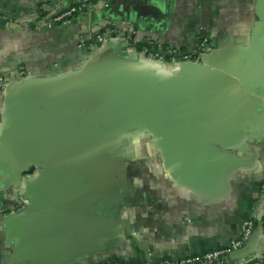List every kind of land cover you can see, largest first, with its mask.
I'll list each match as a JSON object with an SVG mask.
<instances>
[{
	"label": "crops",
	"instance_id": "0c3cea01",
	"mask_svg": "<svg viewBox=\"0 0 264 264\" xmlns=\"http://www.w3.org/2000/svg\"><path fill=\"white\" fill-rule=\"evenodd\" d=\"M76 1L0 0V264H160L247 220L250 245L215 264L262 253L264 0H110L51 21ZM202 35L206 67L132 46Z\"/></svg>",
	"mask_w": 264,
	"mask_h": 264
},
{
	"label": "built area",
	"instance_id": "2783aa9c",
	"mask_svg": "<svg viewBox=\"0 0 264 264\" xmlns=\"http://www.w3.org/2000/svg\"><path fill=\"white\" fill-rule=\"evenodd\" d=\"M110 0H77L66 5L59 11L51 15V21L69 23L72 17L86 13L90 8L97 5L107 6ZM134 30L130 29L126 32V36L133 39ZM115 36L113 28L109 31L97 32L94 35L96 43L103 42L107 38ZM87 40L81 39V43H86ZM132 46L140 48L146 52V55L156 61L169 64H185V63H200L206 62L205 59L209 53L210 45L207 35H202L197 39L195 46L192 49H183L179 47L164 46L159 42H155L150 37H144L140 40H132ZM9 85L8 77L0 71V92H5ZM252 229V221H246V228L243 233L236 239L231 240L228 244L218 248H212L198 254H189L178 259H166L160 264H213V261L223 255H227L235 248H238L249 236ZM99 264H116L114 261H103ZM227 264V263H225ZM241 264H264V251L247 262Z\"/></svg>",
	"mask_w": 264,
	"mask_h": 264
},
{
	"label": "water",
	"instance_id": "95a60500",
	"mask_svg": "<svg viewBox=\"0 0 264 264\" xmlns=\"http://www.w3.org/2000/svg\"><path fill=\"white\" fill-rule=\"evenodd\" d=\"M112 1L114 2V0H112ZM122 2H124L127 5V8L129 6L133 7V0H122ZM109 4H110V2H109ZM109 4L107 6H109ZM135 5H138V2H136V3L134 2V6ZM148 60L154 61V62H158V63H162V64H169V63H163V62H159V61L153 60V59H151L149 57H148ZM172 65H176L178 67H188V66L206 67V66H209V64L207 62H200V63L196 62V63H185V64H172ZM8 79H9V85H8L6 91L5 92H2V94H7L10 91V89H12V87H14L13 79H10V78H8ZM256 227H257V222L254 223V228L251 230V232L249 234V237H248V239L246 240V242L244 244L245 246H247V245L249 246L250 245V241H251V238L253 237V235L255 234ZM236 250H238V249H235V251ZM226 257H227V255H223L220 258L215 259L213 261V264H215V262H217V261H219L221 259H225ZM205 264H207V263H205Z\"/></svg>",
	"mask_w": 264,
	"mask_h": 264
},
{
	"label": "trees",
	"instance_id": "16d2710c",
	"mask_svg": "<svg viewBox=\"0 0 264 264\" xmlns=\"http://www.w3.org/2000/svg\"><path fill=\"white\" fill-rule=\"evenodd\" d=\"M254 258V257H253ZM252 259V258H251Z\"/></svg>",
	"mask_w": 264,
	"mask_h": 264
}]
</instances>
